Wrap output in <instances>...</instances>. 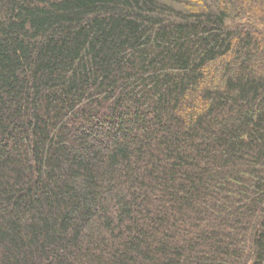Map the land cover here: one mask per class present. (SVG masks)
Instances as JSON below:
<instances>
[{
  "label": "trees",
  "instance_id": "obj_1",
  "mask_svg": "<svg viewBox=\"0 0 264 264\" xmlns=\"http://www.w3.org/2000/svg\"><path fill=\"white\" fill-rule=\"evenodd\" d=\"M0 264H264V0H0Z\"/></svg>",
  "mask_w": 264,
  "mask_h": 264
}]
</instances>
